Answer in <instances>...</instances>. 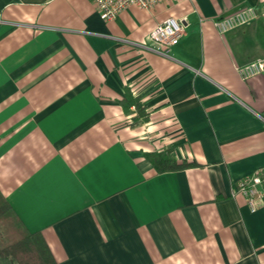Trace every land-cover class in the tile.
Returning a JSON list of instances; mask_svg holds the SVG:
<instances>
[{
  "label": "crops",
  "instance_id": "1",
  "mask_svg": "<svg viewBox=\"0 0 264 264\" xmlns=\"http://www.w3.org/2000/svg\"><path fill=\"white\" fill-rule=\"evenodd\" d=\"M264 0H168L105 20L91 0H0V195L57 264H264ZM174 16L168 53L144 42ZM137 99L139 106L134 100ZM190 166L157 172L147 153Z\"/></svg>",
  "mask_w": 264,
  "mask_h": 264
},
{
  "label": "built area",
  "instance_id": "2",
  "mask_svg": "<svg viewBox=\"0 0 264 264\" xmlns=\"http://www.w3.org/2000/svg\"><path fill=\"white\" fill-rule=\"evenodd\" d=\"M97 8L102 19L113 20L122 11L131 6H138L142 9L153 10L158 3L168 0H91ZM264 15V1L257 5H250L242 8L231 15L214 20L219 34L249 24V22ZM184 24L178 18L171 16L158 23L147 36L146 45L151 49L167 54L168 49L180 43L185 35ZM238 77L247 81L251 77L264 74V56L254 59L246 64L237 65ZM231 195H242L246 198L248 207L256 210L264 207V168H259L253 173L236 180Z\"/></svg>",
  "mask_w": 264,
  "mask_h": 264
},
{
  "label": "trees",
  "instance_id": "3",
  "mask_svg": "<svg viewBox=\"0 0 264 264\" xmlns=\"http://www.w3.org/2000/svg\"><path fill=\"white\" fill-rule=\"evenodd\" d=\"M136 106H139L135 99ZM157 172L190 166L172 158L171 150L147 153ZM41 232L26 228L8 200L0 195V264H57Z\"/></svg>",
  "mask_w": 264,
  "mask_h": 264
}]
</instances>
